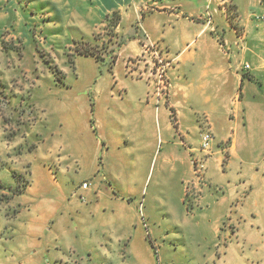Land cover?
I'll use <instances>...</instances> for the list:
<instances>
[{"label":"rangeland","instance_id":"obj_1","mask_svg":"<svg viewBox=\"0 0 264 264\" xmlns=\"http://www.w3.org/2000/svg\"><path fill=\"white\" fill-rule=\"evenodd\" d=\"M245 2L145 0L138 5L142 8L139 17L133 8L124 12L117 33V27L109 26L106 19L100 22L90 19L88 12L92 11V5L85 1L77 7L78 3L71 0H0V264H202L198 249L212 240L213 234L208 229L218 216H225L226 223L220 232L223 235L228 231L230 241L240 229L235 223L246 219H255L257 224L264 222V168L262 164L253 165L254 158L249 159L253 164L248 165L239 160L243 152L257 148H245L231 129L230 137L216 146L221 159L207 164L210 147L218 140L211 142L213 136L203 116L199 117L200 132L195 140L198 144L200 139V151L204 154L191 161L190 173L196 183L185 184L183 198L187 212L197 206L199 197L213 205L212 210L202 214L205 216L199 224L192 218L190 228L181 232L167 225L169 220L175 223L181 220L184 184L173 180L169 165L164 173H159L162 160L170 162L169 158H163L165 149L160 143L148 176L146 156L138 159V168L132 175L135 182L145 183L144 192L129 200L137 208L145 242L135 233L130 242L125 239L121 243L117 238L119 228L108 220L104 198L94 217L79 210L80 205H85V198L79 195L82 185L94 186L92 176L99 174V171L91 177L88 174L94 169V165L89 166L93 147L79 145L81 137H87L84 125L94 129L92 94L96 81H108L113 73L120 80L143 79L148 89L147 101L151 100L158 108L166 105L169 97L167 72L172 64L164 58L168 52L166 43L175 50L194 38L211 52L219 66L227 68L231 63L235 67L240 61L243 65L236 48L237 36L230 30V24L244 13L264 16V0H256L257 5ZM75 13L78 16L74 18ZM166 13L181 18L169 19ZM207 22V32L198 35ZM141 26L154 42L143 53L140 47L145 37ZM257 42L264 59V34ZM125 44H129L123 52V58L127 59L117 61L119 49ZM220 44L225 56L218 50ZM81 49L95 51L100 60L78 54L76 50ZM157 57L166 66L169 63L162 83L157 74L160 68ZM210 74L202 99L210 98L218 111L229 103L227 106L235 116L234 99L235 95L240 98L239 85H233L230 76ZM115 104L121 109L126 107L122 102ZM220 117L224 129L228 128V117ZM170 119L173 124L171 110ZM230 120L231 126L237 122L236 118ZM249 120L255 129L261 127L257 115ZM207 134L211 139L204 149L201 139ZM222 196L226 202L218 207L215 202ZM154 204L172 209L171 219L160 221L166 226L161 230L166 231L153 236L147 230L143 211ZM149 230L155 232L153 228ZM215 257L214 263L220 258L218 252ZM246 264H264V255L260 261Z\"/></svg>","mask_w":264,"mask_h":264},{"label":"crops","instance_id":"obj_2","mask_svg":"<svg viewBox=\"0 0 264 264\" xmlns=\"http://www.w3.org/2000/svg\"><path fill=\"white\" fill-rule=\"evenodd\" d=\"M71 1H76L78 3L77 7L84 1L90 3L92 11L88 12L89 18L100 22L110 17L114 11L119 12L121 21L124 12L130 8H133V13L139 17L142 8L138 5H143L145 0ZM158 1L164 3V0ZM194 1L196 2V0ZM245 1V3L252 2V5H257L256 0ZM74 9L76 11L75 7ZM164 9H166L165 6ZM74 16L78 15L75 13L72 17ZM166 16L169 19L174 18L176 20L181 18V16L171 13H166ZM75 25L79 26V23ZM207 25L208 22L201 27L198 35L207 32ZM118 27L116 29L117 33ZM230 28L237 36L238 44L236 48L243 65L240 61L239 66L235 67H232L231 63L228 64L227 68L219 66L220 63L214 61L211 52L205 46L198 45L194 38L189 39L188 42L186 41L180 48L175 50L171 48V44L167 41L168 43L165 46L168 52L165 53L164 58L170 61L172 65L167 72L170 87L166 105L162 104L156 108L151 100L147 101L146 93L148 89L143 79L123 78L120 80L113 73L108 81L100 83L96 81L94 93L92 94L94 129L89 124L84 125L83 130L87 137H81L79 145L82 148L89 145L93 147L94 155L89 160V166L94 165V169L88 174L89 177L98 171L99 174L92 176V185L94 186L89 185L86 189L82 188V193L80 192L79 195H83L85 198V205L83 207L80 205L79 210L89 214V217H94L100 200L106 199L107 203L104 207L109 213L108 220L111 223L115 222L116 228H119V230L116 229L117 238L122 240L121 243L125 239L130 242L135 233L141 242L146 240L140 217L136 212L137 208L129 202L131 197L142 194L145 183L135 182L132 175L138 168L136 164L138 159L141 160L146 156L148 176L150 162L155 157L158 143L165 149L163 158L170 159L169 162V160L165 161L162 158L163 164L159 167V173H164L166 165H169V172L173 174V180H178L180 185L184 184L180 198L182 203L180 208L181 220L179 223H175V220H169L167 225L181 232L183 228H190L192 218L195 219L194 223L197 225L199 220L202 221L201 218L205 216L202 214L212 210L213 205L208 204L206 198L202 197H199L197 206L194 205L190 212H187L185 206L183 207L185 184L187 182H190V184L196 183L190 173L191 161L204 154L200 151V139L198 144L195 140L197 139V133L200 132L199 117L203 116L207 121L213 136L211 142L218 140L210 147L211 151L207 157V164L214 159H221V151L216 146L218 143L227 140L230 137L231 129H233V134L245 148H257L254 151L243 152L242 156H239L241 164H253L250 163L249 159L254 158L255 164L253 165L262 164L264 168L262 163L264 157V59L258 51V42L256 43L264 34V16L258 17L250 13L238 15L237 21L230 24ZM140 30L145 37L140 47V52L143 53L144 49L154 42L151 41L143 26ZM163 41L165 42L166 39ZM128 46L129 44H125L122 46L123 48L119 49L117 61L127 59L123 58V52ZM218 50L225 56L221 45H218ZM247 58H250V60H247ZM246 61H249V64ZM246 65L249 67L248 69H244ZM240 69L241 72H239ZM211 72L217 76L221 74L226 75V77L230 76L233 85H239L240 98L237 99L238 96L235 95L234 99L235 116L232 115V110L227 106L229 103L224 104L221 111H218L219 109L213 106L210 98L202 99L204 95L202 91L207 85L205 82ZM180 74L184 76V79L180 78ZM194 75H198V77L195 79L196 76L193 77ZM123 90H125L124 95L122 94ZM200 99L203 101L201 105ZM116 102L125 103L126 107L121 109L120 105L115 104ZM170 110L173 112L174 127L170 119ZM219 115L222 116L221 119L225 115L228 117L226 120L229 124L228 128L224 129V123L220 121ZM254 115L260 117L261 127L259 129H255L249 120V118L252 120ZM235 118L237 122L231 126L230 119ZM227 129H229L228 132ZM165 137L166 139H163ZM236 141L237 139L233 140L231 150L234 149ZM176 164H179L178 168L175 167ZM207 177L208 169L205 173V179L208 180ZM170 184L167 183V186ZM225 202L226 198L222 196L216 200L215 204L218 207H223ZM170 208L172 209L171 206ZM241 208L244 207L241 206ZM171 209L164 205L156 206V204L145 208L143 216L150 234L152 233L154 236L158 231H162L161 228L166 227L165 225L162 226L160 221L165 222L167 219H171ZM254 220L246 219L241 223H235L236 227H240V229L230 241L229 232L224 231L222 235L220 229L225 226V216H218V219L208 229L213 234L212 240L210 243L205 241L204 244L206 245L198 249L202 264H246L251 263V261L253 263L260 261V257L264 255V222L257 224ZM150 228L155 229V232L150 231ZM165 231L163 230L162 234ZM127 250L132 255L131 248L128 247ZM217 252L220 258L214 263Z\"/></svg>","mask_w":264,"mask_h":264},{"label":"trees","instance_id":"obj_3","mask_svg":"<svg viewBox=\"0 0 264 264\" xmlns=\"http://www.w3.org/2000/svg\"><path fill=\"white\" fill-rule=\"evenodd\" d=\"M227 17V15H226ZM107 22L109 24V26L111 27H118L119 24H120V14L118 11H114L110 17H108L107 19ZM230 21V19H229ZM221 45V44H220ZM76 52L80 55H84V56H92L95 58V60L99 61L100 58L99 56L97 55V53H95V51H92V50H87V49H81V50H76ZM172 112V111H171Z\"/></svg>","mask_w":264,"mask_h":264},{"label":"built area","instance_id":"obj_4","mask_svg":"<svg viewBox=\"0 0 264 264\" xmlns=\"http://www.w3.org/2000/svg\"><path fill=\"white\" fill-rule=\"evenodd\" d=\"M157 58H158V57H157ZM157 60H158V62L160 63V66H159L160 68L158 69L157 74H158L159 82L162 83L163 80L165 81V79H163V78H164V76H166V74H165V73H166V68L169 66V63H168L167 66H166L165 64L162 63V61H161L160 58H158ZM157 60L155 61L156 63H157ZM165 66H166V67H165ZM245 68L248 69L249 67L246 65ZM165 78H166V77H165ZM210 139H211V138H210V136H209L208 134L202 136V139H201V146H202L204 149L207 148ZM82 187H83V189H86V188H87V184H83Z\"/></svg>","mask_w":264,"mask_h":264}]
</instances>
